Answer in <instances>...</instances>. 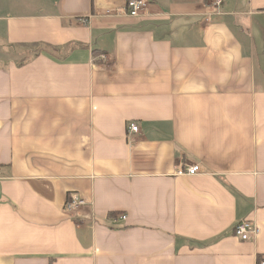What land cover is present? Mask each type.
Segmentation results:
<instances>
[{
	"label": "crops",
	"instance_id": "crops-1",
	"mask_svg": "<svg viewBox=\"0 0 264 264\" xmlns=\"http://www.w3.org/2000/svg\"><path fill=\"white\" fill-rule=\"evenodd\" d=\"M127 1L0 0V264H258L264 0Z\"/></svg>",
	"mask_w": 264,
	"mask_h": 264
},
{
	"label": "built area",
	"instance_id": "built-area-1",
	"mask_svg": "<svg viewBox=\"0 0 264 264\" xmlns=\"http://www.w3.org/2000/svg\"><path fill=\"white\" fill-rule=\"evenodd\" d=\"M223 0H216L217 7L222 4ZM148 1L147 0H128L125 6L124 11L126 14L134 17H139L146 14L148 8ZM102 58H106V55H102ZM139 126L137 123H131L129 125L130 132H139ZM201 171L200 164L196 163L193 165L184 168L181 173L188 174V175H195ZM86 204V200L82 198L79 194H72L70 199L67 203L66 209L67 210H75L80 206ZM126 214H120L118 216L113 217L115 222L119 220H126ZM260 233V227L256 224L253 220L244 219L238 222L234 228V235L240 238L241 240L247 241L252 238H255ZM258 264H264V260H259Z\"/></svg>",
	"mask_w": 264,
	"mask_h": 264
},
{
	"label": "trees",
	"instance_id": "trees-1",
	"mask_svg": "<svg viewBox=\"0 0 264 264\" xmlns=\"http://www.w3.org/2000/svg\"><path fill=\"white\" fill-rule=\"evenodd\" d=\"M26 47H31L35 50V52H37L38 50H44V49H47V50H57L58 48H55V47H52L51 45L49 44H43V43H39V42H36V43H31L30 45H24ZM40 48V49H39ZM116 214V213H113V215Z\"/></svg>",
	"mask_w": 264,
	"mask_h": 264
}]
</instances>
